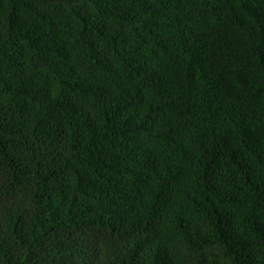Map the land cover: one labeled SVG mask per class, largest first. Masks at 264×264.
<instances>
[{
	"label": "trees",
	"instance_id": "1",
	"mask_svg": "<svg viewBox=\"0 0 264 264\" xmlns=\"http://www.w3.org/2000/svg\"><path fill=\"white\" fill-rule=\"evenodd\" d=\"M0 264H264V0H0Z\"/></svg>",
	"mask_w": 264,
	"mask_h": 264
}]
</instances>
